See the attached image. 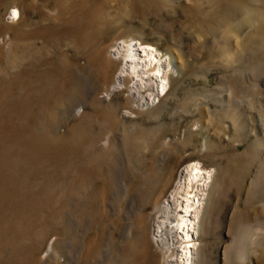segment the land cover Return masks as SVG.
<instances>
[{"label": "rangeland", "instance_id": "obj_1", "mask_svg": "<svg viewBox=\"0 0 264 264\" xmlns=\"http://www.w3.org/2000/svg\"><path fill=\"white\" fill-rule=\"evenodd\" d=\"M212 2L0 0V264H114L117 247L120 264H164L154 205L193 160L217 168L196 264L240 261L248 231L245 264H264V162L237 174L260 142L264 157V79L235 71L227 39L196 34L245 0ZM129 36L183 62L167 94L142 90L148 106L129 76L114 88Z\"/></svg>", "mask_w": 264, "mask_h": 264}, {"label": "bare ground", "instance_id": "obj_2", "mask_svg": "<svg viewBox=\"0 0 264 264\" xmlns=\"http://www.w3.org/2000/svg\"><path fill=\"white\" fill-rule=\"evenodd\" d=\"M208 3L213 2L212 0H208ZM202 5H204V2ZM13 10L18 14L15 18H12ZM20 13V10L14 7L10 10L9 18L12 22L16 21L20 18ZM201 14L208 15L209 12L207 14L202 12ZM192 26L195 27V32L199 35L200 39L205 34H212L227 39L230 43L231 51H239V64H236L235 71H239L243 77L258 75L264 79V0H245V3L238 2L225 15L219 17L217 21L215 20L213 24L207 25V28L203 26L202 22L193 23ZM114 47L113 52L115 56L121 59V66L114 88L120 86L123 77L129 76L132 81V93L141 95L140 98L144 101L143 105L154 104L157 101V97L167 94L170 89L171 79L174 76H179L181 73L183 74V62L176 59L172 51L162 50L156 44L138 40L135 36H129L128 38H123ZM260 54L263 55L262 58ZM255 56L259 57L261 61L259 63L255 62L253 65L251 64L250 68H246L245 65L249 59ZM149 85L156 89L157 97L153 93L142 94V90ZM252 86L244 85V88L247 89L245 95H249ZM229 90L230 88L226 84L221 88L222 93H228ZM229 92L232 91L230 90ZM241 100L238 101L242 105L243 101ZM218 101L223 107L227 106L223 96ZM235 102L238 107V102ZM193 104L189 106V109L198 107L197 99H194ZM194 125L198 127L199 123L196 122ZM262 143L260 142L255 146L252 158L245 159L244 164H242L243 166L237 169V174L240 176L251 174V170L247 169L250 167L252 161H254V164L258 162L259 167L263 164L264 157L260 153L263 148ZM216 170V167L206 166L200 160L190 161L180 170L170 195L164 198L165 200L161 199L155 203L153 209L155 217L151 235L155 244L162 252L164 249L167 250V253L169 252L163 258L164 264H196L199 256L198 240L204 232L203 211L205 201L209 185L215 177ZM142 201L146 202L147 200L142 198ZM122 220V217L115 220L116 228L120 227ZM69 223L66 220V224ZM245 234L242 242L238 245V258L240 261L238 260L235 264H245L248 262L249 231ZM55 241L56 238L49 244L48 251L46 252L50 257L58 253ZM116 242L118 243L117 240ZM115 245L114 249L116 248ZM117 248V253L115 252L116 254L114 255V264L121 263V250Z\"/></svg>", "mask_w": 264, "mask_h": 264}, {"label": "snow or ice", "instance_id": "obj_3", "mask_svg": "<svg viewBox=\"0 0 264 264\" xmlns=\"http://www.w3.org/2000/svg\"><path fill=\"white\" fill-rule=\"evenodd\" d=\"M17 15H18L17 12L15 10H13L12 18H15Z\"/></svg>", "mask_w": 264, "mask_h": 264}]
</instances>
